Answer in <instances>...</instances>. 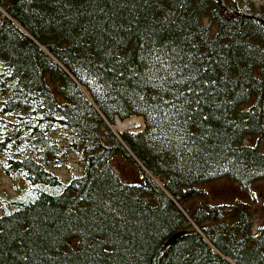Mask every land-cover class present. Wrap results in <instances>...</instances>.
<instances>
[{
	"label": "trees",
	"instance_id": "trees-1",
	"mask_svg": "<svg viewBox=\"0 0 264 264\" xmlns=\"http://www.w3.org/2000/svg\"><path fill=\"white\" fill-rule=\"evenodd\" d=\"M263 134L264 4L0 0V264H264V223L201 189L264 179Z\"/></svg>",
	"mask_w": 264,
	"mask_h": 264
},
{
	"label": "rangeland",
	"instance_id": "rangeland-1",
	"mask_svg": "<svg viewBox=\"0 0 264 264\" xmlns=\"http://www.w3.org/2000/svg\"><path fill=\"white\" fill-rule=\"evenodd\" d=\"M257 4H264V0H254ZM139 118V117H132ZM141 119V118H140ZM142 120V119H141ZM132 123V122H128ZM126 124V123H125ZM124 124H122L123 126ZM121 127V126H120ZM119 127V128H120ZM136 127L133 124V129ZM112 132L115 134L125 133H137L143 129L127 130L119 128L112 124L109 126ZM122 132V133H120ZM243 143L248 146L257 147L260 152L264 153V134L262 137H247L243 140ZM113 170L124 181H130L133 175V171L128 169L119 159H114L111 163ZM81 163L74 155L65 161L62 168L55 171L54 174L62 181L70 178L73 175H77L80 172ZM161 186L162 182L156 180ZM20 185L13 182L9 178L5 177L0 172V201L9 200L18 195ZM201 189L206 193L207 199L212 204L227 205L233 203H240L248 206L252 210V232H256L264 223V179L253 183L246 190H241L233 184L226 181H215L204 185ZM1 211V210H0Z\"/></svg>",
	"mask_w": 264,
	"mask_h": 264
},
{
	"label": "bare ground",
	"instance_id": "bare-ground-1",
	"mask_svg": "<svg viewBox=\"0 0 264 264\" xmlns=\"http://www.w3.org/2000/svg\"><path fill=\"white\" fill-rule=\"evenodd\" d=\"M130 121H134V122H138L139 124H137L136 125V127L133 129V122L132 123H128V122H130ZM117 122H119L120 124H124L123 126L122 125H120V124H118V125H116V123ZM126 123V124H125ZM114 124L117 126V129L119 128L120 130H122V129H127V130H136V129H140V128H142V120L140 119V118H130V119H128V120H126V121H124V122H121L120 120H118V119H116L115 121H114ZM113 124V125H114ZM120 133H122V132H120ZM125 133V132H124ZM156 181V180H155ZM156 183L158 184V182L156 181Z\"/></svg>",
	"mask_w": 264,
	"mask_h": 264
},
{
	"label": "water",
	"instance_id": "water-1",
	"mask_svg": "<svg viewBox=\"0 0 264 264\" xmlns=\"http://www.w3.org/2000/svg\"><path fill=\"white\" fill-rule=\"evenodd\" d=\"M40 50L43 51L44 53H46V51H45L44 49L40 48ZM46 54H47V53H46ZM47 55L53 60V58H52L49 54H47ZM55 62H56V61H55ZM82 93H83V95L86 97V99L88 100L87 95H86L83 91H82ZM151 178H152V177H151ZM152 180L154 181V183H155L158 187L161 188V186H160L159 184L156 183V181H155L154 178H152ZM183 234H184V232H178V233L174 234L173 236H171V237L169 238V240L167 241L166 246H170V245H172V244H173L175 241H177V239H178L179 237H181ZM222 258H223L224 260H226L227 262L232 263L229 259L224 258V257H222Z\"/></svg>",
	"mask_w": 264,
	"mask_h": 264
}]
</instances>
